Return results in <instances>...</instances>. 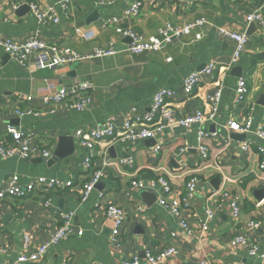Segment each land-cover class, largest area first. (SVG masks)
I'll list each match as a JSON object with an SVG mask.
<instances>
[{"label": "crops", "instance_id": "crops-1", "mask_svg": "<svg viewBox=\"0 0 264 264\" xmlns=\"http://www.w3.org/2000/svg\"><path fill=\"white\" fill-rule=\"evenodd\" d=\"M31 1L51 5L57 2L0 0V33L3 36L21 42L37 33L49 44L67 46L82 55L91 53L95 47H106L113 40L116 53L61 67L37 69L35 59L50 52L31 56L25 68L11 61L0 48V142H9L6 128L15 126L32 131L35 134L33 142L45 147L51 155L60 136L70 137L74 143L71 155L49 164L38 157L30 160L16 156L0 157V188L3 180L10 175H17L22 185L34 181L38 176L62 180L74 178L71 188L54 190L42 187L22 199H7L0 203V248H8L6 254L0 252V264H7L19 257L25 233L29 234L32 246L44 242L58 226L59 213L67 210L76 212L73 235L50 247L46 256L34 264H120L124 258L135 255L142 258L144 248L157 251L170 245L171 232H177L180 239L177 243L178 255L169 258L165 264H199L201 260H208L212 264H231L238 260L245 264H259L247 258L244 252L228 246L229 238L234 233H243L256 240L264 250V201L259 207L255 206L259 201L255 196L257 191H261L260 198H264V172L258 170L259 157L254 148L248 153L241 150V144L246 140L252 143V147L259 145V142L243 133H226L223 125L240 110L239 105H235L234 91L237 78L241 75L246 76L250 88L242 107L252 110L254 126L264 122V106L260 104L264 96V28L253 24L254 27L250 29L252 23L245 20V16L257 7L264 17V1L141 0L139 17L128 23L141 35H154L166 21L182 25L203 18L210 25L200 28L203 36L199 41L194 39L195 33H191L175 40L163 52H143L139 55L127 52V46L131 43L128 38L115 35L112 28H103L105 19L120 17L126 3L132 0H76L74 17L64 18L60 14L58 24L39 28L27 9L18 14L12 10L15 2L25 4ZM87 18L89 21H86ZM219 26H229L245 33L248 41L238 64L222 75V96L216 116L205 124L204 129L209 134L207 163L202 162L197 150L198 127L194 125L165 128L154 139L136 141L134 144L117 142L109 145L107 159L114 163L119 158L132 156L133 165L107 167L105 177L96 190L81 202L80 189L87 177L81 168L85 152L76 145L74 131L86 126L93 127L108 116H116V123L120 125L121 114L131 106L143 114L160 87L175 91L173 102L177 106L178 116L190 115L199 109L202 105L199 97L215 89L210 78L202 77L195 97L188 98L181 84L185 77L199 71L210 61L223 64L230 61L234 43L218 36L216 28ZM79 28L91 29L94 36L89 40H76L74 33ZM166 58L171 61L167 62ZM79 82L93 85L87 110L76 112L61 105L54 114L23 118H18L13 111L14 106L25 105L20 102L25 96L32 97L28 103L30 106L44 109L43 96ZM197 93H200L199 97ZM225 144L226 152L221 153L219 147ZM155 146H160L158 154L153 153ZM182 148H185V152L179 153ZM95 161L99 163L97 158ZM206 165L208 167H204ZM184 166H188L189 171L198 178L197 193L189 201L190 207L200 211L205 199L208 204L217 205V198L211 197L213 191L226 189L238 192L241 194V215L237 222L230 218L229 208L224 203L208 232L200 235L194 230L192 236H187L158 203L160 191H148L144 198L140 196L144 191L140 190L126 195L131 180L149 182L163 177L171 187L170 193L165 196L166 202L178 205L186 179L183 176ZM213 179L216 180L214 183ZM99 191L104 194L101 201L97 198ZM46 198L52 200L48 209L43 207ZM107 203L122 207L126 213L118 247L109 243L111 222L105 218L103 211ZM137 207H144L146 212L138 214ZM254 220L262 221L263 226L253 231L246 228V224Z\"/></svg>", "mask_w": 264, "mask_h": 264}, {"label": "built area", "instance_id": "built-area-1", "mask_svg": "<svg viewBox=\"0 0 264 264\" xmlns=\"http://www.w3.org/2000/svg\"><path fill=\"white\" fill-rule=\"evenodd\" d=\"M76 0H57L55 4H40L36 1H31L25 4H12V10L16 11L23 5L27 6V11L32 15L37 27L56 25L60 22V14L64 18L74 17ZM250 2H263L264 0H245ZM141 8V0H132L126 3L120 17H109L103 21V28H112L115 35L128 38L130 44L127 46V52L132 55H139L143 52L160 53L165 48L184 36L195 33L194 39L199 41L202 39V31L206 25H210L208 21L199 18L192 22H187L182 25L172 24L171 22H164L152 36H144L134 31L130 21L139 17ZM247 23L258 24L264 28V17L257 7L251 13L245 16ZM216 33L222 38H226L234 43L233 53L230 61L227 64L219 63L216 60L210 61L203 66L199 71H195L185 77L182 81L181 87L184 94L189 97H195V91L201 83L202 77H209L212 81V86L215 89L206 92L203 97L200 93L197 96L201 99L202 105L199 109H195L192 114L185 116H178L177 106L173 102L175 91L165 87H160L152 96L148 109L143 114L137 112L134 106L125 110L120 118L121 124L118 125L116 116H108L102 123H97L95 126H86L85 128H78L74 131L73 138L76 145L84 153L81 168L82 172L87 175L86 179L81 185L80 200L84 202L94 192L105 177V169L111 165L129 166L134 163L132 156L119 158L117 162L112 163L107 159L108 147L111 144L121 142L134 144L136 141H144L154 139L155 136L161 133L165 128L180 127L186 128L191 125L197 126L196 132L197 150L200 153L201 160L207 163L209 159L208 147V131L204 129L208 121H212L217 113L218 105L222 96V75L231 67L238 64L245 53V47L248 38L245 33L236 31L229 26H219L216 28ZM94 36L91 29H76L74 38L76 40H89ZM114 42L110 40L106 47H95L89 54H79L70 47L58 45L54 43H47L43 38L35 33L21 42L3 36L0 33V48L4 54L15 64L22 67H27L30 57L37 54H47L40 56L34 61L37 69H45L47 67H61L79 60H86L90 58L102 57L112 55L115 52L113 47ZM170 62V58H166ZM215 72H218L215 79ZM93 85L89 82H79L69 88H60L55 92H51L42 97L44 109H37L30 106L28 103L32 100L31 96L22 97L20 102L24 103L23 107L14 106V113L18 118H23L28 115L41 116L44 114H54L61 105H65L68 109L76 112L87 110L91 103L90 92ZM250 93L246 76H239L236 81V88L234 91L235 105H239L240 110L233 119L228 120L223 128L225 132L243 133L252 136L259 145L251 146L250 141H244L241 144V150L245 153L250 152L253 148L259 157L258 170L264 172V122L253 125L252 110L250 108H243ZM6 134L9 137V142H0V157L11 158L18 157L22 160H30L38 157L44 159L46 163L52 157L51 153L42 146L33 142L35 134L30 130H23L15 126H7ZM226 140V139H225ZM221 153L226 152V144L221 145ZM111 149V148H110ZM160 146H155L154 154H158ZM185 148L179 150V153H184ZM99 163L96 164L95 159ZM208 167V165L204 166ZM184 188L179 199L178 205H172L165 200V196L170 193L171 187L163 177L151 179L149 182H144L141 179L131 180L126 190V195L131 191H151L153 193L161 192L159 194L158 203L168 212L174 219L178 228L187 236H192L194 230H197L200 235L205 234L210 230L213 221L217 218L220 206L224 203L229 208L230 218L237 222L241 215V194L230 190L223 189L222 191L211 192V197H216L217 205L208 204L205 199L202 209L196 210L190 207L189 201L192 200L197 193L196 183L198 178L192 174L188 166H184ZM197 172V171H195ZM231 182L230 179H225ZM74 178L70 177L67 180L58 178H46L38 176L34 181L22 185L19 183L17 175H10L5 178L0 188V203L9 199L17 200L27 197L36 189L42 187L48 189H64L73 186ZM263 196H264V190ZM104 197L103 192L97 193L98 201ZM264 201L255 204L259 207ZM60 203V202H59ZM52 205V200L46 198L43 202V207L48 209ZM98 207L100 205H97ZM104 216L111 222V232L109 243L111 246L118 247L120 232L126 222V213L124 209L118 205L107 203L103 207ZM138 214L146 212L144 207H137ZM76 216L74 210L61 211L59 213L58 226L49 233L48 238L35 246L31 245L29 234L25 233L22 238V248L19 257L15 261H8L7 264H27L42 260L50 247L59 244L66 240L74 233L73 222ZM263 226V222L259 220L250 221L246 224L249 230L259 229ZM82 234L81 230H78ZM170 245L165 246L157 251L151 248H144L142 251V258L135 255L131 258H124L120 264H165L169 258L178 255L177 243L180 240L177 232L169 233ZM228 246L240 250L245 253L250 260L257 261L259 264H264V250H262L258 242L246 234L234 233L228 241ZM31 248V251H29ZM8 248H0L2 254L7 253ZM199 264H212L208 260H201ZM225 264V263H217ZM231 264H245L238 260Z\"/></svg>", "mask_w": 264, "mask_h": 264}, {"label": "water", "instance_id": "water-1", "mask_svg": "<svg viewBox=\"0 0 264 264\" xmlns=\"http://www.w3.org/2000/svg\"><path fill=\"white\" fill-rule=\"evenodd\" d=\"M27 9V6L23 5L22 7H20L18 10H17V14L18 13H21V10L23 9ZM86 21H89V18L86 19ZM250 29H252L254 27L253 23L251 25H249ZM239 71V69H236ZM260 104L264 106V96L262 97V100L260 101ZM71 140V141H70ZM73 149H74V143L72 141V138L70 137H65V136H60L57 140V146H56V149L55 151L53 152V155L52 157L48 160L47 164L49 163H52L53 161H57L59 159H62V158H65L69 155H71L73 152ZM42 159H40L41 161ZM216 180L213 179L212 180V183H214ZM149 193L148 191H144L142 194H140V196L142 198L145 197V194ZM262 195V192L261 191H257V194L255 193V196H258L257 198L259 199V201L262 200V198H260V196ZM154 201H155V198H154ZM27 264H34V263H27ZM187 264H192L191 262H188Z\"/></svg>", "mask_w": 264, "mask_h": 264}]
</instances>
